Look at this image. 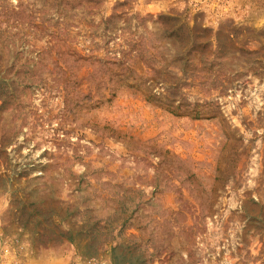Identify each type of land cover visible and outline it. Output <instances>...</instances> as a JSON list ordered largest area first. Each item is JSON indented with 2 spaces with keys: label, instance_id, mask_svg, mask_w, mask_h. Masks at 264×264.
I'll use <instances>...</instances> for the list:
<instances>
[{
  "label": "rangeland",
  "instance_id": "374dc122",
  "mask_svg": "<svg viewBox=\"0 0 264 264\" xmlns=\"http://www.w3.org/2000/svg\"><path fill=\"white\" fill-rule=\"evenodd\" d=\"M264 264V0H0V264Z\"/></svg>",
  "mask_w": 264,
  "mask_h": 264
},
{
  "label": "built area",
  "instance_id": "2783aa9c",
  "mask_svg": "<svg viewBox=\"0 0 264 264\" xmlns=\"http://www.w3.org/2000/svg\"><path fill=\"white\" fill-rule=\"evenodd\" d=\"M75 264H78V263H75ZM98 264H109V263L102 261V262H99Z\"/></svg>",
  "mask_w": 264,
  "mask_h": 264
}]
</instances>
